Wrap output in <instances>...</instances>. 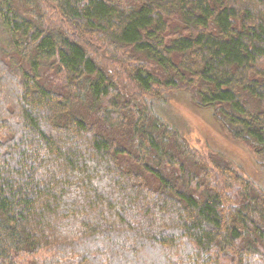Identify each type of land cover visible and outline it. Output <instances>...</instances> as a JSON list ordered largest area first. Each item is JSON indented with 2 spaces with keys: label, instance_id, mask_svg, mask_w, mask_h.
<instances>
[{
  "label": "trees",
  "instance_id": "trees-1",
  "mask_svg": "<svg viewBox=\"0 0 264 264\" xmlns=\"http://www.w3.org/2000/svg\"><path fill=\"white\" fill-rule=\"evenodd\" d=\"M177 91L264 165V0H0V264H264V188Z\"/></svg>",
  "mask_w": 264,
  "mask_h": 264
},
{
  "label": "rangeland",
  "instance_id": "rangeland-1",
  "mask_svg": "<svg viewBox=\"0 0 264 264\" xmlns=\"http://www.w3.org/2000/svg\"><path fill=\"white\" fill-rule=\"evenodd\" d=\"M165 108L163 117L179 128L192 148L204 156L212 153L230 159L244 177L264 188V165L247 145L230 138L211 110L199 107L184 91L170 94Z\"/></svg>",
  "mask_w": 264,
  "mask_h": 264
}]
</instances>
